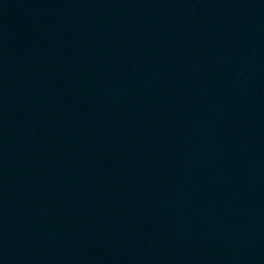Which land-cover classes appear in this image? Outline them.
<instances>
[{"label": "water", "instance_id": "obj_1", "mask_svg": "<svg viewBox=\"0 0 264 264\" xmlns=\"http://www.w3.org/2000/svg\"><path fill=\"white\" fill-rule=\"evenodd\" d=\"M0 264H264V0H0Z\"/></svg>", "mask_w": 264, "mask_h": 264}]
</instances>
